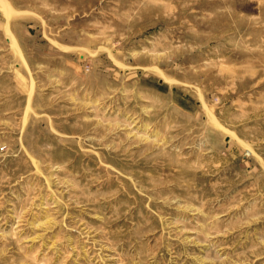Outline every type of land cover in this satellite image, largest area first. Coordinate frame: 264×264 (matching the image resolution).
<instances>
[{"label":"rangeland","instance_id":"374dc122","mask_svg":"<svg viewBox=\"0 0 264 264\" xmlns=\"http://www.w3.org/2000/svg\"><path fill=\"white\" fill-rule=\"evenodd\" d=\"M0 264H264V0H0Z\"/></svg>","mask_w":264,"mask_h":264}]
</instances>
